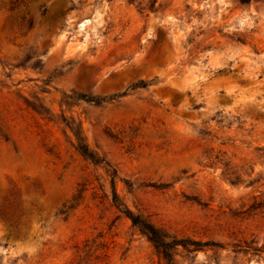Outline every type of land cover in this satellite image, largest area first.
<instances>
[{
    "label": "rangeland",
    "instance_id": "1",
    "mask_svg": "<svg viewBox=\"0 0 264 264\" xmlns=\"http://www.w3.org/2000/svg\"><path fill=\"white\" fill-rule=\"evenodd\" d=\"M0 264H264V0H0Z\"/></svg>",
    "mask_w": 264,
    "mask_h": 264
},
{
    "label": "trees",
    "instance_id": "2",
    "mask_svg": "<svg viewBox=\"0 0 264 264\" xmlns=\"http://www.w3.org/2000/svg\"><path fill=\"white\" fill-rule=\"evenodd\" d=\"M151 82L152 80L150 81L139 80L136 82V86L144 87ZM88 100H91L95 103L99 102V99L97 98H94V99L89 98ZM70 128L75 137L76 144H77L76 146L79 152L85 157H87L88 159H90L91 161H95L94 156L89 151L86 144L83 142L78 131H75V129H72V127ZM112 200L116 202L115 193L113 191H112ZM121 205L122 204L117 203V206L120 207V211L130 220L132 225L136 226L141 233L147 236V238L153 243V245L157 249H159L160 253L163 255L164 258L166 259L168 258L169 253L167 251L169 250V248L178 244V242L182 245L185 243L184 240H179L176 242L175 240L172 239L168 241L167 240L168 237L160 229L156 228L154 225L146 221L140 215L133 214L129 209ZM191 243L194 244L195 246L214 244V243H207V242L199 243L196 241H191Z\"/></svg>",
    "mask_w": 264,
    "mask_h": 264
}]
</instances>
